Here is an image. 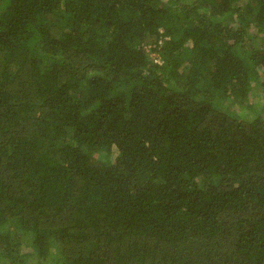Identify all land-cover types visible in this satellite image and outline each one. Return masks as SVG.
<instances>
[{"label": "trees", "instance_id": "trees-1", "mask_svg": "<svg viewBox=\"0 0 264 264\" xmlns=\"http://www.w3.org/2000/svg\"><path fill=\"white\" fill-rule=\"evenodd\" d=\"M255 88L264 0H0V264H264Z\"/></svg>", "mask_w": 264, "mask_h": 264}, {"label": "rangeland", "instance_id": "rangeland-1", "mask_svg": "<svg viewBox=\"0 0 264 264\" xmlns=\"http://www.w3.org/2000/svg\"><path fill=\"white\" fill-rule=\"evenodd\" d=\"M255 42H256V44L260 45L262 43V37L260 35H258ZM255 90H257V92H255V99L258 100L257 106H260L264 101V99L261 98V96H264V95L260 89L255 88ZM234 107H236V106H234ZM237 109H239V110H237V112H240V111L244 112V110H242L241 108L237 107Z\"/></svg>", "mask_w": 264, "mask_h": 264}]
</instances>
